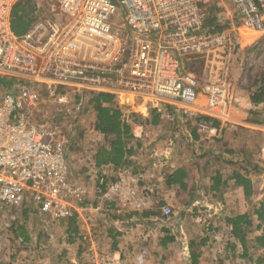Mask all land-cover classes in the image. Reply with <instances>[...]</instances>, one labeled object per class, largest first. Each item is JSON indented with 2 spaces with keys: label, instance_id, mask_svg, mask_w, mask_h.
Returning <instances> with one entry per match:
<instances>
[{
  "label": "built area",
  "instance_id": "built-area-1",
  "mask_svg": "<svg viewBox=\"0 0 264 264\" xmlns=\"http://www.w3.org/2000/svg\"><path fill=\"white\" fill-rule=\"evenodd\" d=\"M22 1L0 0V210L28 202L53 222L72 218L85 203L66 149L77 144L76 123L91 111V95L113 96L135 140L145 130L133 115L152 109L215 134L212 123H231L228 79L241 31L262 35L264 50V0H56L46 14L37 3L39 16L17 35L12 10ZM44 99L53 120L35 117ZM61 119L72 123L68 131ZM109 188L123 199L127 184L119 179ZM214 217L197 215L205 233ZM96 251L91 241L93 259Z\"/></svg>",
  "mask_w": 264,
  "mask_h": 264
},
{
  "label": "crops",
  "instance_id": "crops-1",
  "mask_svg": "<svg viewBox=\"0 0 264 264\" xmlns=\"http://www.w3.org/2000/svg\"><path fill=\"white\" fill-rule=\"evenodd\" d=\"M36 4L23 0V11L18 12L29 22L28 28L39 16ZM59 14L53 17L63 21ZM261 40L258 33H240L239 54L228 79L231 123L216 121L212 123L216 133L204 135L194 121L183 124L177 117L170 118L169 111L158 112L155 124L146 114L142 117L144 123L149 118L145 137L132 143L134 153L120 167L97 166L94 156L103 143L92 144L84 155L86 168L77 165L71 172L85 196L83 206L75 208L73 224L69 219L53 222L30 205V214H38L41 220L25 227L23 241L16 239L28 251H15L9 262L3 256L0 264H100L99 259L110 264H191V242L197 264H264V239L259 240L264 217L259 220L255 214L264 213V162L260 160L264 98H254L264 90ZM178 171L180 181L169 184ZM119 179L127 184L123 199L109 188ZM175 207L183 214L192 208L213 213L211 232L205 233L202 225L189 231L184 222L175 221ZM165 208L171 210L168 217L162 214ZM243 215L250 222L244 227V247L226 223ZM91 241L98 253L94 259L87 252Z\"/></svg>",
  "mask_w": 264,
  "mask_h": 264
},
{
  "label": "trees",
  "instance_id": "trees-1",
  "mask_svg": "<svg viewBox=\"0 0 264 264\" xmlns=\"http://www.w3.org/2000/svg\"><path fill=\"white\" fill-rule=\"evenodd\" d=\"M24 6L22 2L15 4L12 10V22L11 27L12 31L21 35L27 31L29 22L24 20L21 16ZM21 10V11H20ZM18 12L20 14L18 15ZM255 101H260L264 98V90L260 91L255 95ZM88 106L91 111L95 114V121L93 123L92 131L102 136L104 139L103 144L97 149L94 159L97 166L102 165H113L115 167H120L124 165L127 160L133 153L134 148L132 143L138 142L134 139L131 134L130 125L121 119V112L119 109L113 107V96L109 94H94L89 97ZM149 118H151V124H155L158 120L159 114L156 109H152L148 112ZM137 122L147 125V120L144 123V116L133 115ZM76 148V146H70L66 150ZM67 154V152H66ZM182 172L178 171L171 176L169 179V184H176L180 181ZM237 181H241L240 177H236ZM245 194H248V191H245ZM259 220H262L264 213L262 211H257L255 213ZM70 224H73V219L69 218ZM226 223L229 224L232 229V236L237 239L241 245L244 247V238L246 231L244 227L250 224L249 216H237L234 219H227ZM245 227V228H246ZM264 239V231L259 240ZM203 240L199 243L202 244ZM194 243H190V259L191 264H197L198 256L193 251Z\"/></svg>",
  "mask_w": 264,
  "mask_h": 264
},
{
  "label": "rangeland",
  "instance_id": "rangeland-1",
  "mask_svg": "<svg viewBox=\"0 0 264 264\" xmlns=\"http://www.w3.org/2000/svg\"><path fill=\"white\" fill-rule=\"evenodd\" d=\"M35 1L38 3L39 7L42 10L45 11L46 9L47 11H50L51 5L53 6L56 0H35ZM61 17L64 18L62 13H61ZM260 59H264V56L261 57ZM193 66L200 69V66H202V62H194ZM256 71L257 70L255 69L254 74ZM252 75L253 74H251L250 76ZM4 80H6V78L0 76V86H3L5 84ZM35 117L39 121L53 120L55 118V114L53 112L52 103L44 99L42 101L41 107L39 108L38 112L35 114ZM61 120L62 121L59 122V124L63 127L62 130L64 132L66 130L68 131L67 128L72 123L65 120L63 121V119ZM94 121H95V114L89 111L86 114H84L76 123L77 133L73 135L74 137H77L75 139V143H77L76 148H71L66 150L71 172L73 171L74 167H77V165H82V168L85 169L87 164L84 155L86 154L89 147H91L92 144L98 145L104 142L103 141L104 139H102L101 135L99 136L97 133L92 131V125ZM184 123L185 122H183V124ZM188 123H190V120ZM30 205L31 204L27 202L21 207H16V208L5 207L0 210V258L2 259L3 256H5L6 259L5 261L9 262V260L12 259V256L15 255V251L22 252L28 249L26 244L17 242L16 239L20 238L23 241L27 231L25 227L27 225L28 226L33 224L36 225V223L39 222V220H41L38 214L35 215L30 214L32 211ZM175 208H176L174 210L176 213L175 221L184 222L189 231H191L192 228L201 227V224L197 222L196 218L198 213H205L204 210H199L201 208H198L196 212L194 211V209L196 208H192L190 212H185V214H183L182 212L183 210L177 207Z\"/></svg>",
  "mask_w": 264,
  "mask_h": 264
}]
</instances>
